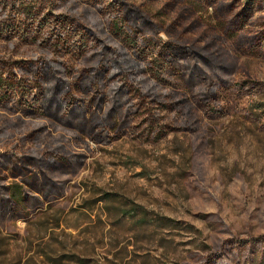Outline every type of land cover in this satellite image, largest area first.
Here are the masks:
<instances>
[{
    "label": "rangeland",
    "instance_id": "1",
    "mask_svg": "<svg viewBox=\"0 0 264 264\" xmlns=\"http://www.w3.org/2000/svg\"><path fill=\"white\" fill-rule=\"evenodd\" d=\"M118 14L130 36L147 21L142 48L186 49L182 76L137 73ZM72 26L96 42L84 56L45 40ZM0 63L44 90L0 101V264H264V0H0ZM126 83L148 114L100 123L104 101L129 112ZM73 97L102 136L70 118Z\"/></svg>",
    "mask_w": 264,
    "mask_h": 264
},
{
    "label": "trees",
    "instance_id": "2",
    "mask_svg": "<svg viewBox=\"0 0 264 264\" xmlns=\"http://www.w3.org/2000/svg\"><path fill=\"white\" fill-rule=\"evenodd\" d=\"M134 11L129 10L128 16H131ZM132 13V14H131ZM132 17V16H131ZM113 19V20H112ZM112 19L109 23V28L111 31V34L116 36V37H122L121 41L123 45L127 49H134L136 53V59L138 60L139 63H141L143 66L141 67V71H138L137 73H144L147 74L152 80L163 83L166 81V74L167 72L170 71V69H173V72L175 75L181 77L183 72L182 67L179 65V61L182 59V52L186 51V49H176L173 46H165L162 45L160 48L156 50V46H153V48L149 47L146 43V46L142 48L138 40L136 39L135 36L139 37L140 33L143 31V27L146 26L147 21L145 19H142L140 21V27L138 25L136 26L133 24L134 28L137 29L135 32V36H130L127 34L126 28V22L121 18V16L114 15L112 16ZM38 17L33 16L31 18V21H29V27L33 32L38 33L43 30V28L40 26V23L37 22ZM36 26V27H34ZM124 34V35H123ZM20 38L25 39L26 33L23 31L20 34ZM46 42L49 45H53L54 48L58 51H65L67 54L71 55H81L84 56L85 54L89 53L94 47L92 43L96 42H91L89 39H85V34H81L79 29L76 27L72 26L67 31L64 32H56L54 29L49 31V33L46 34ZM105 51H111L113 50L109 46L104 47ZM113 52L118 54V51ZM102 70L105 75L109 73V68L103 67ZM137 70V69H135ZM200 71V73H203L201 69L197 68V65L192 66V72L190 74V77H182V79L189 80V83H192L191 81L194 78V75L196 74L197 71ZM12 72V71H11ZM89 71L87 70L86 73ZM100 74V70L98 71ZM78 82H76L77 88L83 89L84 93H90L93 90L94 85H88V83H85L82 77H79ZM125 88V89H124ZM25 89H29L30 91L33 90H39V91H44L42 85H32L30 83H22L17 81L15 74L11 75L10 72H5L3 71V66L2 63H0V101L2 102H7V100L13 99L18 96L19 92H25ZM126 90V94L129 98V100H133V104L129 108V112L125 113L123 111L124 108V103L118 102V98L121 96L122 91ZM125 92V91H124ZM2 94V95H1ZM98 99V100H96ZM117 101H104L103 104L110 105L109 109L105 112L104 110H101V114H103V117L101 118L100 115L95 116V124H92V122L87 118L85 115L81 113V106L80 102L76 100L75 97L70 99L69 101L66 102V108L68 115L72 120L76 122V125L78 128L82 130H88L91 135L94 137H100L104 133L99 130V123L97 120L100 118V123L105 124V123H112L115 121V119H119V122H124L127 117H125L127 114L130 113V111L134 110V114L131 116L133 118H143L146 114H148V107L145 103V99L143 96H141V90L140 87L138 86H133V85H122L120 88V91L118 93ZM24 98H21L17 102L14 101V103L21 108V106L25 105L27 101H24ZM102 100L100 97L96 98V96L92 95V102L91 104L94 103V101H101L102 105ZM51 105L55 103L54 99H52L49 102ZM23 104V105H22ZM43 105H39L41 107ZM31 107V105H29ZM33 107V106H32ZM51 108V107H50ZM103 108V105H102ZM101 108V109H102ZM12 189L10 199L11 200H16L18 197H21L24 195V189L20 185H15V187L9 188V190Z\"/></svg>",
    "mask_w": 264,
    "mask_h": 264
}]
</instances>
